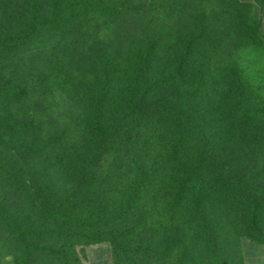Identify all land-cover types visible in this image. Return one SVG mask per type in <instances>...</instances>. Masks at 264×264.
<instances>
[{"label": "trees", "instance_id": "16d2710c", "mask_svg": "<svg viewBox=\"0 0 264 264\" xmlns=\"http://www.w3.org/2000/svg\"><path fill=\"white\" fill-rule=\"evenodd\" d=\"M264 0H0V257L247 264L264 246Z\"/></svg>", "mask_w": 264, "mask_h": 264}, {"label": "rangeland", "instance_id": "374dc122", "mask_svg": "<svg viewBox=\"0 0 264 264\" xmlns=\"http://www.w3.org/2000/svg\"><path fill=\"white\" fill-rule=\"evenodd\" d=\"M259 9L256 7L255 12L257 15L262 16L264 23V11L261 12ZM244 58L247 59L245 64L248 68H251L258 84L264 87V60L255 55L248 59L244 54ZM243 249L247 264H264V246L243 240ZM77 251L83 264H114L109 243L78 246ZM0 264H14L11 250L7 247L3 249Z\"/></svg>", "mask_w": 264, "mask_h": 264}, {"label": "crops", "instance_id": "0c3cea01", "mask_svg": "<svg viewBox=\"0 0 264 264\" xmlns=\"http://www.w3.org/2000/svg\"><path fill=\"white\" fill-rule=\"evenodd\" d=\"M247 1H249V0H247Z\"/></svg>", "mask_w": 264, "mask_h": 264}]
</instances>
